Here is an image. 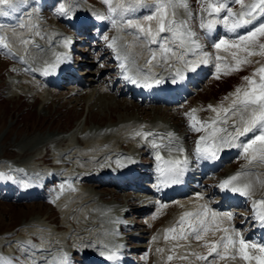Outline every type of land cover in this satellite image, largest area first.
I'll return each mask as SVG.
<instances>
[{"label":"snow or ice","instance_id":"1","mask_svg":"<svg viewBox=\"0 0 264 264\" xmlns=\"http://www.w3.org/2000/svg\"><path fill=\"white\" fill-rule=\"evenodd\" d=\"M102 2L107 8V14L97 15L96 18L110 21L117 33L126 32L132 38L121 43L120 35L103 37L107 47L115 53L123 79L137 87L151 89L164 84L165 78L153 71L157 67L166 66L171 83L177 84L185 79V72L195 73L201 65L214 64L213 78L220 79L222 75L238 72L243 66L253 63L252 57H264V0H196L199 6L196 14L193 13L189 0H152L149 14L142 19L131 18V14L144 6V0ZM25 3L26 0H0V16L6 17L19 11V6ZM233 4L239 6L238 11L233 10ZM180 10L183 11V16L180 15ZM71 12V6L65 3H61L56 10L58 16L65 17L70 16ZM193 20H198L203 37L193 29ZM19 27L27 28L36 36L41 35L36 24L21 22ZM218 27H222L225 34L212 40L211 47L214 51L209 53L204 50L201 40L211 39ZM13 32L15 34V29ZM18 39L25 53H28L29 45L39 49V45L34 44L31 39L22 36ZM70 44L71 40L67 38L62 42L64 48H68ZM153 45L157 47H152ZM137 47L142 53H146L143 65L137 62V57L142 54L134 51ZM0 49L4 50L0 54L14 56L7 36H0ZM53 55L55 59L51 63L45 61L44 67L32 71H40L47 76L69 59L67 53L55 52ZM19 60L24 62L25 57L21 56ZM177 64L180 66L177 67ZM242 79L244 84L236 87L219 104H209L206 109L192 108L183 113V116L189 131L200 133L192 153L197 163L218 160L224 148L239 150V158L245 164L239 171L221 180L217 187L221 191L251 199L257 186L264 188V179L251 171L254 166L264 167V63H259V67ZM224 101L229 102L225 105ZM198 111H208L213 115L202 120L197 115ZM143 127L141 125V130L135 131L134 136L140 137L154 150L155 170L158 174L156 187L167 188L182 183L185 173L189 171L190 160L185 149L176 143L175 134L146 132L142 130ZM162 150L168 152L167 158L161 154ZM172 153L177 155L173 156ZM126 159L134 162L131 158ZM116 164L124 166L120 160ZM0 178L14 179L2 173ZM29 186L24 184V187ZM68 189L75 191L70 183ZM64 190L65 185L61 184L56 199H59ZM196 199L204 200V196L198 193ZM158 204L157 214L167 207L166 204ZM251 210L252 219L264 228V198L251 199ZM152 218L156 219V215ZM233 219V212L216 211L207 203L200 204L195 211L183 212L175 224L163 230L165 241H177L168 249L172 254L167 256V260L187 261L190 257H195L204 264H219V261L237 259L245 264H264V243L247 240L231 226ZM226 221L229 226H225ZM210 233L212 236L217 233L221 235L217 239L208 240L206 237ZM156 239L154 236L153 240ZM189 239L202 242L200 246L207 249V255L188 252L177 256L175 249L185 247L179 241ZM18 247L25 253H32L28 257L30 264H40L35 253L43 252V249L31 241L20 243ZM156 251L163 253L165 249L157 248ZM99 254L108 261L119 259L118 248H108ZM144 258H147V254ZM0 264L13 262L9 258L0 257ZM44 264H69V257L61 251L51 259H44Z\"/></svg>","mask_w":264,"mask_h":264},{"label":"bare ground","instance_id":"2","mask_svg":"<svg viewBox=\"0 0 264 264\" xmlns=\"http://www.w3.org/2000/svg\"><path fill=\"white\" fill-rule=\"evenodd\" d=\"M42 1L43 0H35V2H37V3L38 2L41 3ZM145 1L147 2L149 0H145ZM69 2L70 1H67V0L64 1V3L66 5H70L71 8H73V6H75V5L74 4H69ZM147 3L148 4L152 3V0L150 2H147ZM19 7L21 9V6H19ZM88 7L91 8L90 6H88ZM74 9H75V7H74ZM103 10L105 12H107L106 8H104ZM90 11H91V9H90ZM72 12H73V10H72ZM72 12H71L70 16H68L69 20H74L75 22H77L81 26L80 29L77 30V33H81L82 34L81 31L87 29V31H88L87 33L88 34L85 35L86 38H87V36L91 37V36H95V35H96L95 38H97L96 31H95L94 34H92V32L89 29L91 27L87 26V25H92L94 23V20L97 21V24L100 27H104L103 30L107 27L106 26L107 24L105 22L106 20H98L97 18H94L93 16H90V15H77V14L73 15L74 13H72ZM22 13H23V10H19L17 12H13L9 17L8 16H6V17L0 16V18H2L3 20H6V21L9 22V25H7L8 29L6 28L7 29L6 31H5V28H2V27L0 28V34L2 36H7L8 37L9 47L11 48V51L14 54L13 57H10L11 60H9V61L10 62L12 61L13 63H12V66H10V68H8V71H10V72H18L19 73L16 76H12V77L8 78V82H7V83L11 84L14 87L12 89H15V91L17 93V94H15V96L19 97L20 95H24V96L31 95L32 94V90H33V88H31V87H34V88L36 87L38 89V92H40L39 87L41 88V86L39 84H42L44 82V78H45V81L49 85L61 86L65 82H72L73 84L79 85V88L75 92H73V91H71V93H67L66 92L67 93L66 98L70 96L69 97L70 101L80 104L81 102H83L82 98L84 97V100H85V96H88L89 103L88 102L87 103L89 104L88 105L89 109H91V108L93 109V107L97 108L98 111L107 110V109L110 110V111H123V110H128L129 111L131 109V105H133L134 102L133 103H127L126 100L124 102H122L121 100L116 101V99L119 98L118 96H120V95L122 96L124 94H127V93L130 92V90H132L130 88V86H132V84L130 82H128V81H125L123 79V76H119V77L117 76L118 71L115 70L114 65H110L109 66L110 67V72L109 73L116 72V75H114V77L117 76V79H116L117 82L113 83L112 81H108L107 86L105 85L107 88H105L103 84L97 85V83L100 80V76L103 75V74L101 73V74H95L94 75V74H91L89 70H86L85 72H80L81 76H79V77H77V75H74V74H72L69 77L64 76L67 73L68 69H64L63 73H60V74H59V71H56V74L55 73L54 74L58 76L57 81L55 79H53V78H50V79L46 78L44 75L41 74L40 71H32V69H39V68H41V65L43 66L44 62L47 61L49 59L50 55L55 51L53 49L55 47H57V41H59V40L57 39L58 35H56L57 31L52 26L49 28V31H50L49 35L50 36L47 37V38L46 37L44 38L42 35L36 36V35H34L33 32H30L27 28L22 29V31H24V34L22 32L14 34V32H13L14 28H11V27H14V26L17 25V22H16L17 20H20V23L22 22V20L20 18ZM27 14L28 13L25 12L23 15L25 16ZM133 14H131V15H133ZM180 15L183 16V11L182 10H180ZM47 16L44 13V18L45 19H47L46 18ZM59 17L62 18V16H59ZM141 17H139V18H141ZM62 21H63V19H62ZM26 22H28V21H25V23ZM37 23H40V22H37ZM65 24L66 25H68V24L70 25L71 23H69V21L67 20ZM83 25H86V26H83ZM17 29H20V27L18 26ZM55 31H56V33H55ZM15 32H17V30ZM112 32H113V30H112ZM17 34H21V36L23 38L33 40L34 44L39 45V49L36 48V47H33L32 45H29L28 46L29 51H28V53H25L23 46L22 47H18V45L20 44L19 42L14 43V41L18 37H20V35L16 36ZM67 35H68V33H67ZM119 35L122 37L121 43H123L124 40L130 41L132 39L130 36L126 35V32L119 33ZM11 37H14L13 38L14 41H12V40L10 41L9 40ZM78 37H79V34H77V37H75V40H79L80 37L79 38ZM103 37H102V41H105L103 39ZM205 44H206V42H205ZM105 45H106V51H104V52L101 51L100 52L97 49L96 53L97 54L98 53H101V54L108 53L107 49H109V53H110L111 59H114V61H117L116 58H115V53L112 51V49L107 47V42L105 43ZM207 47H208V45H207ZM41 49H42V51H41ZM76 49H78V47H76ZM134 51H136L137 53H142V50L139 47L134 49ZM38 53H40L39 55H43V56H38L37 55ZM21 56L25 57V61L24 62H21L19 60V57H21ZM7 57L9 58V56H7ZM138 57L140 58L139 60H142L143 63H144V60L146 58V53H142ZM138 57H137V59H138ZM109 61H111V60H109ZM15 63H18L19 65L15 66ZM34 64H39V66L36 67V66H34ZM210 67H211L210 64L209 65H201L200 68H198L197 72H195V73L189 72L190 76L191 77L195 76V75L197 77H199L200 75L204 76L206 74L205 72L210 73V71H209ZM77 68H78V66H77ZM165 68H166V66L164 68L157 67V68H154L153 71L156 72L158 76H162L163 72L166 71ZM211 71H212V74H213V72L215 71V68H213ZM26 74L31 75V76L33 75L36 78L34 80H32L31 78H28ZM211 78H213V75L211 76ZM205 82L207 83V82H209V80H206ZM243 84L244 83H242L240 86H242ZM89 87H90V91L88 92L87 88H89ZM57 91H59V90L55 89V88H53L51 90L49 89L47 94L53 96V95H55L57 93ZM231 92H233V90L229 91L226 94V96H228L229 93H231ZM40 95L42 96L41 102H40V104L42 106L41 109L44 108V107L46 108V104L49 103V101H50L49 99L50 98L46 97L47 95L44 96L45 95L44 93H42ZM40 95H37V96L34 95V97L35 98L38 97V96L40 97ZM136 96H138V93L136 94ZM12 97H14V96H12ZM35 98H34V101H35ZM103 98H105V99H103ZM190 100H192V97L191 96L187 97L185 99V101L183 102V105H186ZM200 100H202V99H200ZM200 100H199V103H200L199 106L201 107L200 109H206L207 107H205L200 102ZM152 101H153L154 105H152L153 107L151 106L150 109L154 113V115L155 114H157V116L160 115L159 117H161V116L162 117H166V116L172 117L173 113L171 112V110H175L176 111V115L179 114L177 112L178 108L176 106H171L170 108H166L164 110L159 105V103L161 101L159 98H153ZM179 101H181V100H179ZM202 101L204 103V100H202ZM219 102H221V100ZM228 102L229 101H227V103ZM136 104H138V102H136ZM142 104H144V102H141V104H140L141 108H140V106H136L137 113L141 114V116H143V117H146V116L143 115V112H142L143 111V109H142L143 105ZM144 105L145 106H149L147 104H144ZM144 109H145V107H144ZM207 112L208 111H198L197 115L200 117V116H202L203 114H205ZM148 116L149 115H147V117ZM87 119H88V116L86 117L85 120H87ZM139 119L140 118L137 117V118L131 120L130 122H126V120H125V121H123V122H121L119 124V125H122V126L124 125L123 127H126L127 124H131L130 127H131L132 132L130 133V138H131L132 141L136 138V136H134V133H135L134 129H136V123H138L140 121ZM96 122H98L97 124H99V125L101 124L102 125V120L101 121H96ZM181 125H182L181 122H176L175 123V127H177V128H180ZM143 126H144V124H143ZM142 130L143 131H147V132L163 134V133L170 132L171 128L166 126V125H164V124H162L161 122H157V123L151 122V123L147 124L146 126H144ZM98 133H99V131H97L95 133V135H98ZM102 133H104V131ZM118 133L119 132H114V134L110 133V135H106L105 137H103V135H102L103 142H101V143H99L98 141H95L93 139L95 137H91V136H89L86 139H82V140H78L77 139L75 144L68 143L66 141L67 138H63V139L59 138L58 141H59L60 144L63 145V147L61 149L54 150V154H53V156H54V160H53L54 165L49 163L48 159H45V158L43 159L42 158L43 163H48L49 165H52L55 168L49 171L50 173L45 178V182L43 184V188H41L38 191L39 192L38 193L39 196L41 197V199L44 200L45 203L49 204L50 206L55 208L57 211L62 210V217L63 216L68 217L69 214H71V216L73 214V216H74L75 211H77V212L79 211L78 212L80 214L79 216H82V218L77 220L75 218H72L73 216L72 217L70 216V217H68V221L67 222L64 221L65 224L63 222L60 223V224H57V223L54 222V220L51 221V219H49L48 216H45L43 218V220L45 222H47V223H53L54 222V226H55L56 229L63 228L65 226L67 228V230H69V235L68 236L71 235V232H74V234L72 235L70 243H69L68 240H65V238H64V243L60 242V241H57L56 240L57 237H54V236H50L48 238L47 242H45L43 240V237L41 236L40 241L37 243L36 241H38V237H36L32 233H30L32 235L29 238L32 241V244L36 243L37 246H39V248L44 250L43 252H36L35 253V258L38 261H40V264H44V259H51V257L53 255H56V253L59 251L57 249H59V248H62V249H65V250L70 249L72 255H75L76 252L80 253V255L83 258H87V260H86L87 262L85 261L86 263L84 262L83 264H97L96 259H94V257H96V256H98L100 258L98 260L102 261V259H101L102 256L99 253L101 252V249L104 248V246L102 244V241H101L102 239L100 237H103L105 235V233H106L107 226L105 224H103V222L107 220L108 215L106 213H104L103 211H100V209L97 210L98 204L93 205V206L90 207V205L87 206L86 203L94 200L96 195L100 196V197H104L105 195L107 196L108 194L107 193L104 194L103 190L101 192L97 191V193H93L89 189L88 190H86V189L85 190H83V189H78L77 190L76 189L77 191H73V192L67 193L69 196H71L70 198H72V202L71 203H69L67 201L65 196L60 199V201L58 202L60 204L58 206H61L60 209H58L57 200L55 201L54 205L50 204V202L47 200V194H48V192L50 190V185L52 183H56V185H57V189L51 191L52 195L56 196L57 193L60 192V185L62 183L64 185H66V188H65L66 190H69L67 188L69 183L70 184L72 183L71 186L74 189L76 187V183L77 184L78 183L82 184V182L87 183V185L90 184V186H92V187L104 186L105 182L107 184H111V186L112 185L114 186L115 185L114 184V180H112V179L113 178L115 179V177H117V179L122 178V180H123V182H121V184H120L122 186L119 185L120 187L118 186L117 190L118 189H122L123 187H125V185L127 183L126 181L129 179L128 177L133 174V171H134L135 168L132 166V163H129L128 160H126L128 165H126L125 164L126 162H125L123 164L124 165L123 167L117 166L116 161L117 160L121 161V159L123 158V154L126 153L125 149L127 150V148H129V146L130 147L134 146V144L131 141H129V139H128V143L124 141V139H126L128 137V135L124 136L122 134V135H118L117 136ZM189 134L191 135L190 131L189 132L185 131L183 133L182 137L188 143L189 147L191 148L190 152H191L192 161L196 162L195 158L192 155V153H193V149H192L193 141H192V138L189 137ZM111 135H113V136L111 137ZM49 138H52V137L50 135H49V137H45V138H43V137L42 138L41 137H34L27 144L21 145L20 147H21V149H23L24 152H25V150H27V148H31L32 149V148H36L39 145H44V149H46L45 148L46 141ZM137 139L139 140V137H137ZM113 140H115L116 142L113 143L112 142ZM140 142H142V141H140ZM165 142H167V141L165 140ZM146 144L147 143L145 142V143H143V145H141L139 147V149L141 150L143 156L144 155H146V156L148 155V150L147 149H152L149 145L146 146ZM46 147H48V146H46ZM82 147L84 148V152L80 153V148H82ZM31 149H29V150H31ZM132 149H135V147H131V150ZM78 150H79V152H78ZM85 151H87V152L85 153ZM70 152H72L74 154H79L77 156L80 159L85 157V158H87L88 161L90 159L91 163H93V164H95L94 162H96L98 167H96V164H95V168H94L95 172H93V171L91 172L90 171V175H93L95 177L86 175L89 172L87 173V172L84 171L86 173V174L84 173L85 176L82 173H80V172H82L83 169H85L88 166V164H85L84 166L82 164H80V165L78 164V166L76 167V165H74V164L77 163V162L74 163L72 161V157L71 156L70 157L66 156ZM87 154H89V155H87ZM219 157H220V161H219L218 165H216V168H215V165L211 161H200L198 163L196 162L197 164L200 163V164H203L202 166L206 167V169H204L203 171H201V170L200 171L199 170L196 171L195 170L196 167H193V164H191L189 169L190 170L192 169L193 171L191 172V174L189 176L183 177L185 179V180L183 179V181L186 182V187H185V184L182 185V186L185 189H183L178 194H174L173 196H165L164 193L161 195L160 188L158 189L156 187V184H157L156 170L152 166V163L154 162V158H150V159L147 158V160L143 162V165H144L143 168H144V172L145 173L144 174H138L135 178L136 179H137V177H138V179L143 178L145 180V182L148 183V185H146L145 188H143V189H140L139 187L134 185L133 186L134 192H129V194H127L125 196L126 205H130V206H128L126 208L124 216L126 214L127 215L128 214L137 215L138 217H140L142 215L145 216V215L148 214V212H147L148 209H151L152 207L155 208V201L156 200L151 196V193H148L149 191H148V189H146L148 186L152 187L151 190H156V192L152 191V194L156 195L157 199H159V202H163V201L166 202L168 200H169V202H167V204H166L167 207L161 209L159 211V213L157 214V209L159 207V205H158L155 208V211L153 212V214L147 219V222L141 221L139 219L138 221H136L134 223L135 227L139 228L138 235H137L138 239H141V240L149 239V237H147V236H150V235H148L147 232H149L150 230L152 231L153 228H155L158 225L157 223H159V220L162 217L165 218V215H167L168 213L173 212L175 209H176V212L173 214L174 216L172 215L173 217L172 216H171L172 218L170 217L171 218L170 220H175V222H171V223H168L167 225L165 224L166 226L160 227V230H161L160 233H163V230L165 228L171 227L173 224H175L176 221L179 219V216L183 212H185V211H195L197 209V207L199 206V205H197V202L203 201V203H207L208 206L225 208L227 204L238 205V204H236L237 198H239L238 203H243V201H245L247 199V198L239 196L238 194H234V193L227 192V191H221L220 189H218L216 191V188L212 189V187H214L221 180H223V179L227 178L228 176L233 175L234 173L239 171L241 169V166L245 164V161L243 160V162L241 163L239 168L235 170V172L229 171L228 168H233V167H232V165H229L227 167V165L225 164L226 163L225 161L227 159L232 158V157H237L234 162H236L239 159V150L235 149V148H224V149H222L221 152H220V156ZM99 158H102V159H99ZM32 159L37 160L38 157L35 156ZM9 161H8V164H7V166H9V167H7V170L13 171V172L16 173L17 176L11 181H13L14 184L16 182L17 185L13 186L11 189H8V190H11V193L13 194V196H14V193H16L15 195L22 196V197L25 198L27 196V194L24 192V189L18 185V182H19V180L21 178H24L25 180L29 181L28 184H30L31 186H33L34 183H36V182L37 183L39 182L41 184L40 180L36 181L35 179H33V176L38 173V170H37L36 166H33L32 170H29V169L27 170L28 176H24V175L18 174L16 171L11 169L13 167L14 169H20L21 170L22 166L20 164L15 165V163L13 161H10V162ZM221 163H222L223 168L220 169V174H213L214 169L216 170V169H219L220 167H222V166H220ZM14 165H15V167H14ZM68 166L70 167L69 170H73V171H69L67 173H64L63 175H60V173L62 171H64L67 168H69ZM71 168H73V169H71ZM87 168H89V167H87ZM113 171H114V173H112ZM251 171L254 172L257 175H260L261 178L264 179V167L254 166L251 169ZM52 172H54L55 174H58L59 176L58 175H54V173H52ZM208 172L212 173V179H203L201 181L202 182L201 187L198 188L199 190H201V189H206L207 190V195H208L207 199L199 200V201H196V199H194V200H188V199H186V200H184V199L183 200H181V199L173 200V197H175V198L176 197H180V196H185L186 197V196L189 195V193L195 194V192L192 191V189H194V188L197 189V186L194 185L195 181H197L198 179L204 178V176ZM150 174H152V175H150ZM150 176L152 178H149ZM18 177H19V179H18ZM104 180H106V181H104ZM176 186L179 188L181 186V183L173 185L170 188H175ZM117 190H115L116 192L113 191L112 194L114 195V197L116 196L118 199L123 200V195H121V193L118 192ZM69 191H71V190H69ZM131 193H135V194H131ZM205 193L206 192L203 191L202 195L205 196ZM196 195L197 194H195V196ZM212 195H215V196L212 198ZM96 198H98V197H96ZM134 198L139 199L138 200L139 203L133 202L132 199H134ZM252 198H254V199L264 198V188H261V187L257 186ZM210 200H211V202H209ZM174 202H176L174 205L169 206V203L171 204V203H174ZM85 204H86V206H85ZM78 206H79V209L76 210V208ZM247 206H248V204H247ZM173 207H174V209H173ZM65 209H67V211H68L67 213L63 212V210H65ZM250 209L251 208L248 206V207H246V211L245 212L240 211V210H236V209L231 211L234 214V219L231 222L237 223V222L243 220L244 221L243 227L246 228V229L248 228L249 230H251V232H254V231L258 230V227H257V223L252 219V211ZM227 211H229V210H227ZM154 215H156V219L152 218ZM161 222H163V221L161 220ZM161 222L159 224H161ZM27 225L28 226H37L39 228H43V227L45 228L46 227L45 224L39 222V220H36V221L32 220V221L28 222L26 224V226ZM120 225L122 226V224H120ZM225 226H229V224L225 223ZM141 228H144V229H141ZM42 232H45V231H42ZM26 234H27V231H26ZM210 235H211V233L206 237V239ZM158 236L159 235H157V237ZM63 237H64V235H63ZM75 237H78V238H75ZM152 237H153V234L151 235V238L149 239V243L147 242V244H139L138 249L130 251L129 253L130 254H134L135 253L136 256H138L139 254H141V253H138L140 251V249L144 248V250H146L147 247L152 246L153 249H154V253L156 255V251L155 250L157 249V247H159L161 245H164V243H162V242L161 243H157V242H154V240H153V242H154L153 243L152 242ZM22 239L23 238H19L18 242L26 243ZM128 239L133 240L134 238L128 237ZM175 244L176 243L173 242V243H171L169 245H166V247H167V249H169V248L173 247V245H175ZM201 248H202V250L207 251L206 248H203V247H201ZM4 253H6L7 256L9 255L8 258H11V256H13V255L7 253L6 251ZM17 253L22 255V258L19 257L20 260L23 261L22 264H30V260L28 259L29 255L27 253H24V252H17ZM129 253H127V254H129ZM205 254H203V255H205ZM31 255H32V253H31ZM13 257L15 259L18 258L17 256L16 257L13 256ZM74 257H76V256H74ZM155 258L156 259L154 261V264H156V262H157V255H156ZM128 259H129V261H125L124 264H148L149 263V261H148L149 260V254H148L147 258L144 259V261L138 262V263L135 262V261H132L130 257H128Z\"/></svg>","mask_w":264,"mask_h":264},{"label":"rangeland","instance_id":"3","mask_svg":"<svg viewBox=\"0 0 264 264\" xmlns=\"http://www.w3.org/2000/svg\"><path fill=\"white\" fill-rule=\"evenodd\" d=\"M27 1H29V0H27ZM31 1L32 0H30L29 2H31ZM64 1L65 0H46L47 6L43 9V12L45 13L46 16H47V14L50 15V17L47 18L48 20L47 19L41 20V17L39 16L38 13H36L32 17L31 16L28 17L29 21L33 22L35 19L37 21L42 22L41 26H40V23H38L37 30L41 33V35L44 38L48 36L47 29L49 31V28L51 26L54 27V29H56L58 31V34L60 36L58 38H61V37L64 38L65 36H69V35L71 36L72 30L66 28V26L64 25V23H66V21L65 22L62 21V19L68 20L67 19L68 16L67 17L64 16V18H65L64 19V18H60L56 14V10H57L56 8H58L61 3H64ZM67 1H70L69 4L75 5L72 8V10H73L72 13H74L73 15H75V14H77V15H91V14L94 15L92 10L94 11L95 9L97 10V12H99L100 15H105L104 12H102V11L104 8H106V6L102 2V0H89V1H86V0H67ZM150 1L151 0H149L147 2H150ZM189 1L191 2V8L193 10V13L196 14L198 12V8H199V6L196 3V0H189ZM92 3H94V4H92ZM88 5L91 7H94V9L89 8ZM236 6H238V5H234V6L232 5L233 10H234V8H236ZM74 7H75V9H74ZM90 9H91V11H90ZM234 11H238V9H235ZM25 16L24 17L21 16V17H23V18H21V20L24 19ZM142 18H143V16L141 17V19ZM193 21H194V24L192 22V27L194 28L195 31L196 30L199 31L200 29L198 27V20H193ZM24 23H25V21H24ZM26 23H29V22H26ZM19 24H20V22L15 27H12V28H14V29L17 28L19 26ZM46 24H47V26H46ZM42 25H44V27ZM3 27L5 29L6 28L8 29V27L6 25ZM19 30H21L20 32H22L24 34V31H22L21 28ZM112 30H113V32H112ZM90 31L93 34L94 28L93 29L91 28ZM223 31L224 30L222 29V32ZM81 32L84 35L88 34L87 29L83 30ZM199 32H202V31H199ZM67 33H68V35H67ZM224 34H225L224 32H223V34L218 33V35H224ZM105 35L108 36L109 38L116 36V35H119V33H117L116 30L112 27L111 22L109 23L108 30H106L104 32L102 31V33L97 34V36H98L97 38H95L96 35L91 36V37L87 36V38H86V36L79 35L80 39H82L81 40L82 42H81V45L79 46V48H82V50L83 49L84 50L82 51V54L80 53V55H78V56H79V59H82L83 57H85V59H86V61H84V66L81 67L82 68L81 71H85V69H89L92 72L102 73L103 75L100 76L101 81H104L106 78H112L113 75H116L115 72L109 73L110 72L109 65H111V63L108 61V59L112 60L110 53H109V49H107L108 53H104V54H101V53L97 54L96 53L97 49L100 52L106 51V45H105L106 41H102V37ZM201 36H203V33H201ZM13 38L14 37H11L9 40L14 41ZM218 38L219 37H216V39H218ZM17 42H19L18 38L14 41V43H17ZM18 47H22V45L19 44ZM152 47H157V46L153 45ZM204 50L209 52V53H213V51H214L212 49V47H205ZM0 51L3 52L2 49H0ZM40 53H38L37 55L43 56V55H39ZM8 59L9 58L6 55L0 54V173H2L4 176H12L13 178H15L17 175L15 172L7 170V167H9V166H7L9 160L13 161L15 163V165L20 164L22 166L21 170L20 169H14L12 166H11L12 167L11 169L16 171L18 174H21L24 176H28V172H27L28 169L32 170L33 166H36L37 164L43 163L42 158L48 159L49 163L54 165V163H53L54 150L61 149L63 147V145L60 144L58 140H59V138L63 139L64 137H58V136H69V138H67L66 141L68 143L75 144L77 139L82 140V139L88 138L90 136L91 132L93 131V128H99L100 130L105 128V130L109 131V130H112L121 121L123 122L125 120H130L132 118H137V117H139L141 120H145V121H141V122H149V121L157 118V120H161V122L164 121V123L169 127H173L174 126L173 123L180 121V122H182V128L184 130L187 127V121L184 118V116L182 115V112L185 113L192 108L200 109L201 108L199 106L200 105L199 104L200 99L204 100V103L202 100H200V102L205 107H207L209 104H212V105L219 104L217 99H215V97L223 100L224 97H226V94L230 89L235 90L236 87H238L242 83H244V81L242 79L243 77L250 75L253 72V70L259 66V63H264V57L256 56V57L251 58L253 63L243 66L242 69L238 72H232L228 75H222L220 79L211 78L212 74H208L204 78V82H201L200 86L195 87V92L192 93V95H191L192 100H190L186 105L176 106L177 108H179L177 111L179 113L178 115H176L175 110H171V112L173 113L172 117H168V116L159 117V115L158 116H157V114L154 115V113L151 111V109H150L151 106H145L144 104H142L145 107V109H144V107L142 106V109H143L142 112H143V115L146 116V117H143V116H141V114L137 113L136 106H140V108H141V105L136 104V102L133 103V105H131V109L129 111L128 110L110 111L108 109L98 111L97 108H95V107L93 109L92 108L89 109L88 103L86 104V101L88 102V96H85V100L83 97L82 98L83 102H81L80 104L70 101V98H69L70 96L66 98L67 93H71L70 91L69 92L67 91L68 89L69 90L72 89L69 87H68V89L67 88L61 89L62 91H66L67 93L66 92H60V90L57 91V93L51 97L52 100H55V101L50 100L51 102L49 101V103L46 104V108L44 107L41 109L42 106H41L40 102H41L42 96L38 92V89H35L34 87L30 86L31 88H33L32 92L35 94V96L40 95V97L38 96L35 98L34 96L31 97V96H24V95H20L21 97L15 96V94H17V93H16L15 89H12L14 87L11 84L7 83L8 78H9L8 73H10V71H8V68H10V66H8L10 64V62L7 61ZM87 61H91V62H87ZM257 61H259V63H257ZM176 66L179 67L180 65L177 64ZM212 66H214V64ZM205 73H207V72H205ZM28 76L32 77L31 75L27 74V77ZM206 80H209V82L206 83L205 82ZM65 86H70V84H65ZM43 89L46 90L47 88L44 87ZM196 89L198 90V92H196ZM72 91H74V90L72 89ZM10 94L14 97H12ZM44 94H45L44 96H46V95L48 96L47 93H44ZM64 94H66V95L64 96ZM32 98H33V102H32ZM34 98H35V101H34ZM119 98L116 99V101L121 100L122 102H124L125 100L128 101L130 99L129 96H127V97L123 96L122 98L121 97H119ZM38 99H40V100H38ZM103 99H105V98H103ZM63 102H65V103H63ZM224 103L226 105L227 101H224ZM87 109H89V110L86 113ZM162 109H164V108H162ZM147 115H149V116L147 117ZM211 115H212V113L207 112V113L203 114L202 116H200L199 118L203 120V119H207ZM87 116H88V119L85 120ZM101 120H102V125L97 124L98 122H96V121H101ZM102 131H104V130H102ZM96 132H94V133H96ZM54 134L57 135L56 138H54V136H53ZM122 134L124 135V132L118 133V135H122ZM49 135L52 138L47 139L46 145H45L46 149H44V145H39L36 148H32V149L27 148V150H25V152H24L23 149H21V147H20L21 145L27 144L34 137L45 138V137H49ZM199 135H200V133H194L193 139L196 140ZM80 136H82V138H79ZM111 137H112V135H111ZM114 142H116V141L113 140V143ZM46 146H48V147H46ZM194 146H195V144H194ZM29 149H31L32 151ZM43 149L45 150V152H42V151H44ZM192 149H194L193 144H192ZM78 152H79V150H78ZM83 152H84V148L82 147V148H80V153H83ZM186 153L188 156L189 153L187 150H186ZM77 155H79V154H74V153L70 152L66 156L67 157L71 156L72 161L74 163L77 162L74 164V165H76V167L78 166V164L79 165L82 164L83 166L85 164H88L87 167H89V168L86 167L83 170L81 169L82 172H80V173H82L84 175L85 172H87V173L89 172L88 174H86V173L85 174L88 176L95 177L93 175H90V171L95 172L94 168H95L96 162H94L95 164H93V163H91L90 159H89V161H90L89 162L87 160V158L84 157V158L80 159V158H78ZM87 155H89V154H87ZM35 156L38 157L37 160L32 159ZM236 158L237 157L232 158L231 160L226 162L227 167L229 165H232V167H233V168H228L229 170L234 171V170L238 169L239 166L241 165V163L243 162L242 158H239L236 162H234L236 160ZM99 159H102V158H99ZM15 165H14V167H15ZM96 167H98L97 164H96ZM69 169H70V167L67 168L66 170H64V172L62 171L60 173V175H63L64 173H67L69 171H73V170H69ZM71 169H73V168H71ZM52 173H54V172H52ZM216 174H220V172H216ZM54 175H58V174L54 173ZM150 175H152V174H150ZM149 178H152V177L150 176ZM207 178L211 179L212 175L211 176L209 175ZM18 179H19V177H18ZM20 180L24 181L25 183H29V181L25 180L24 178H21ZM8 181L9 180H7V179L0 178V187H2L3 183H6ZM104 181H106V180H104ZM201 184L202 183L200 182V185ZM16 185H17V183L15 182L14 186H16ZM217 185H218V183L216 184V186L212 187V189L216 188V191H217ZM120 186H122V185H120ZM54 187L55 186H53V188ZM65 188H66V185H65ZM67 188H68V186H67ZM151 188L152 187H149V186L146 188L149 191V192L147 191L148 193L152 194V191L156 192V190H151ZM76 189L77 190L78 189H83V190L89 189L93 193H97V191L101 192L103 190L104 194L107 193L108 194L107 196H109V197H108V199H103L100 196H95V198L100 197V198H96V200H98V203H101L102 205L112 206V207H120L121 206V204H119V202L117 200L113 199L110 196L113 193V191L116 192L115 190H117L115 187H113L111 185L106 184L105 187L104 186L92 187V186H90V184L87 185V183L82 182V184L76 183L75 191H77ZM140 189H143V188H140ZM123 190H124V188H123ZM117 191L120 192L121 195H123V192L121 189H118ZM197 193H200V190L197 191ZM15 194L16 193H14V196H13V194L10 191H4V190H1V188H0V257L2 255L3 257L8 258V256L3 253L6 251L7 253H9L15 257L17 256V257L22 258V255L17 253V252H23L18 247V244L21 243V242H18V239L23 238L22 240L25 242L31 241L29 237L32 234L34 236L38 237V241H36L37 243L40 241L41 236L43 237V240L45 242L48 241V238L50 236H54V237H57L56 238L57 241L64 243V238H65V240H68L70 243L72 235L74 234V232H71V235L68 236L69 230H67V228L65 226L63 228L56 229L54 226V222L57 224H60L63 222L65 224V222L68 221V217H70L71 214H69L68 217H66V216L62 217V210L57 211L55 208H53L49 204L45 203L43 199H42L43 202L40 201V199L39 200L35 199L34 201L22 200L21 196H18ZM127 194H129V192L126 193L125 196ZM131 194H135V193H131ZM70 197L71 196H69V195H65V198L67 199V201L69 203L72 202V198H70ZM189 197H194V194H190V195L186 196L185 198H189ZM60 199L59 200L57 199V203L60 201ZM251 199H249L247 202H244L243 205L234 206V207L229 206V207H227V209H229L230 211H233L234 209H236V210H240V211L245 212L246 207L251 206ZM132 200H133V202L139 203V201H138L139 199H137V198H134ZM209 202H211V200ZM109 203L112 205H110ZM175 203L176 202L171 203V204L169 203V206L174 205ZM86 204H85V206H86ZM200 204L201 203H198L197 205H200ZM247 204H248V206H247ZM58 205H60V204L58 203L57 206ZM87 206H89V205H87ZM60 208H61V206H58V209H60ZM210 208H212L216 211H219V212L227 211L226 209H216L214 207H210ZM78 209H79V206L76 208V210H78ZM173 209H174V207H173ZM153 210L154 209H152V211ZM174 211H176V209ZM63 212L67 213L68 211H67V209H65V210H63ZM76 212L77 211H75L74 216L72 214L73 217L72 216L71 217L79 220L80 218H82V216H79L80 215L78 213L79 211L77 213ZM45 216H48L49 219H51V221L54 220V222L53 223L45 222L43 220V218ZM128 217H129V219H132L133 221L137 220V218L135 216H128ZM169 217H170V214H168V216L165 217V219H168ZM141 218L143 221L147 220V217H141ZM162 218L159 220V223L161 222V220L163 221L164 218L163 219ZM32 220L33 221L39 220V222L44 223L46 227L45 228L44 227L39 228L37 226H28V225L26 226V224ZM159 223H157V224H159ZM226 223H227V221H226ZM165 224H166V220L161 222V224H159V226L157 225V227L153 228L152 231L150 230L147 233L148 235H150V236H147V237H149V239L151 238L152 234H153V237L154 236L157 237V235H160V237L158 236L154 242L164 243V245L157 247V248L165 249V251L163 253H159L155 250L156 255H157L156 264H204V262L197 261L195 259V257H190L189 260H187V261L179 260V259H173L172 261L167 260V256L172 254V253L168 251L166 245H169L173 242L177 243V241H172V240L165 241L164 240L163 233H160L161 232L160 227L165 226ZM243 225H244V221L242 220V221H239L237 223L232 224L231 226L235 227L238 231H241V233L244 235V237L247 240L262 243L261 241H259L260 236L253 237V235H252L253 233H250L249 229L244 228ZM141 229H144V228H141ZM26 231H27V234H26ZM42 231H45V232H42ZM30 233H32V234H30ZM132 233H135V232H132ZM63 235H64V237H63ZM220 235H221V233H217L216 236L210 235L207 239H209V240L217 239ZM153 237H152V242H153ZM75 238H78V237H75ZM149 239L144 240L145 242H139V243L147 244V242L149 243ZM135 243L137 245L139 244L137 241ZM179 243L185 245V247H178L175 249V254L177 256L184 255L188 252H196L197 253V251H199L200 254L206 253V255H207V251L204 252L203 250H201L202 248H201V246H199V242H197L194 239H189L188 241H179ZM35 245H37V244L35 243ZM143 250H144V248L140 249V251L138 253H142ZM59 252L60 251H58L56 253V255ZM147 252L149 254V260H148L149 263L148 264H154V261L156 259L155 258L156 255L154 253V249L152 246H149L146 249V251H143V253L140 254L141 255L140 257L135 258V256H132V259H135V261L137 260L139 262L144 261L142 256L144 257V255L147 254ZM64 253L66 254V251H64ZM148 254H147V256H148ZM75 256H76V257H74L75 261L78 264H83L87 260V258H83L80 255V253L76 252ZM139 258H142V259L140 260ZM9 259L12 260L13 264H22L23 263L22 260L18 261L16 259H13L12 257ZM219 264H245V262L240 260V259H237L234 261H219ZM253 264H254V262H253Z\"/></svg>","mask_w":264,"mask_h":264}]
</instances>
